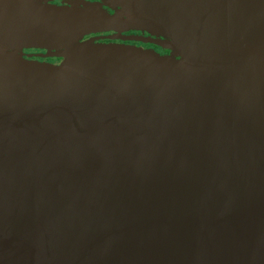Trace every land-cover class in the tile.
<instances>
[{"label":"water","instance_id":"water-1","mask_svg":"<svg viewBox=\"0 0 264 264\" xmlns=\"http://www.w3.org/2000/svg\"><path fill=\"white\" fill-rule=\"evenodd\" d=\"M121 3L0 0V264H264V0Z\"/></svg>","mask_w":264,"mask_h":264},{"label":"flooded vegetation","instance_id":"flooded-vegetation-1","mask_svg":"<svg viewBox=\"0 0 264 264\" xmlns=\"http://www.w3.org/2000/svg\"><path fill=\"white\" fill-rule=\"evenodd\" d=\"M11 5L19 7L20 4L30 6H55V7H74L82 12L95 11L108 16H122L126 18L125 10L128 9L122 5V0H7ZM87 21H95L85 18ZM155 40H163L158 31H150L141 26L136 28H127L121 23L113 26L108 31H99L90 33L80 38L79 42L91 41L92 45H113L121 47H135L147 51H153L160 55H169L167 49L159 47L153 43ZM16 52V51H11ZM58 50L41 49H22L20 53L25 59L39 62H47L54 65L64 63L66 58L53 57Z\"/></svg>","mask_w":264,"mask_h":264}]
</instances>
